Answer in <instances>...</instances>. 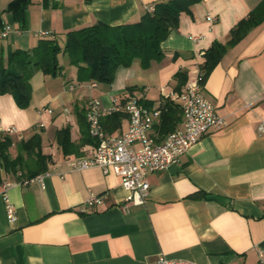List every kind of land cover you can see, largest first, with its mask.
Returning <instances> with one entry per match:
<instances>
[{
  "label": "crops",
  "instance_id": "0c3cea01",
  "mask_svg": "<svg viewBox=\"0 0 264 264\" xmlns=\"http://www.w3.org/2000/svg\"><path fill=\"white\" fill-rule=\"evenodd\" d=\"M165 1L0 0V28L11 30L0 40V63L40 38H56L63 46L69 30L137 22ZM261 1L196 0L160 43V61L148 68L137 59L120 66L110 84L76 80V66L66 68L61 59L67 56L60 54L61 74H33L27 107L0 93V132L13 126L11 136L18 140L42 129L43 152L51 155L41 180L20 182L18 174L1 173L2 184L10 185L0 192V264H157L161 254L198 264H258L264 251V132L258 128L264 121V19L227 48L202 83L224 124L212 127L177 163L150 172L142 203L128 200L112 169H71L70 161L95 149L84 115L88 98L109 108L111 93H134L158 106L178 84L177 72L195 77L204 53L215 41L225 43ZM128 124L126 116L113 133ZM67 125L77 149L65 155L55 133L44 139V131ZM90 193L101 202L86 206ZM8 202L15 208L13 222L6 218Z\"/></svg>",
  "mask_w": 264,
  "mask_h": 264
},
{
  "label": "trees",
  "instance_id": "16d2710c",
  "mask_svg": "<svg viewBox=\"0 0 264 264\" xmlns=\"http://www.w3.org/2000/svg\"><path fill=\"white\" fill-rule=\"evenodd\" d=\"M195 1L168 0L157 3L153 11H147L140 20L133 23L109 25L98 22L69 30L63 46L56 38L44 37L29 50H11L6 63H0V93H11L19 107H27L32 96L30 80L33 74L36 71L51 76L61 74L63 66L59 62L60 54L66 55L69 63L76 66V78L80 82L110 84L118 67L128 66L136 59L140 60L143 68H148L152 61L163 58L160 43L176 28L180 12L188 11ZM20 13L15 11L16 19L20 18ZM262 19L264 0L231 29L230 37L225 43L215 41L211 45L204 53V61L200 65L204 73L202 83L227 48L238 42ZM176 77L178 84L174 91L179 92L187 82V76L185 72H177ZM134 89L129 90L132 92ZM140 101L142 102L141 98ZM142 103L148 107H156L149 102ZM158 106L161 108V115L153 124L151 134L156 142L162 141L182 121V110L177 102L163 97ZM126 116L123 111H111L102 116L101 123L106 132L113 133L120 128L121 121ZM42 131L35 129L27 138L18 140L8 132H0V189L2 171L18 174L20 180L48 171L51 155L43 152ZM55 138L63 154L76 152L77 147L71 140L68 125L57 129ZM13 146L16 148L15 156L10 152Z\"/></svg>",
  "mask_w": 264,
  "mask_h": 264
},
{
  "label": "built area",
  "instance_id": "2783aa9c",
  "mask_svg": "<svg viewBox=\"0 0 264 264\" xmlns=\"http://www.w3.org/2000/svg\"><path fill=\"white\" fill-rule=\"evenodd\" d=\"M153 6L148 11H153ZM209 20H214L207 16ZM10 28H0V40L10 34ZM17 31V30H16ZM203 71L198 69L195 77L188 79L184 87L178 91H171L164 97L177 102L182 110V121L162 141L156 142L152 137V128L161 115V108L148 107L140 101L137 94L124 97L111 93L112 105L104 108L97 97L91 96L86 102L85 119L89 134L96 139L95 149L87 156L75 157L70 161V168L83 170L90 167H100L105 172L112 169L121 176L123 186L128 190V200L135 204L142 203L149 192L150 184L147 175L167 169L177 163L181 156L198 142L214 126H222L224 119L220 116L212 102L202 91ZM91 87L96 86L91 82ZM123 111L127 114L129 124L125 131L108 133L105 131L101 118L111 111ZM52 112V109H48ZM264 132V121L258 126ZM6 132L13 134L17 130L10 126ZM21 139V136L19 137ZM45 173L20 182L41 180ZM10 182L2 184L0 192H4ZM100 196L90 193L85 201L86 206L100 203ZM8 222L16 219L15 208L11 203L6 206ZM157 264H198L192 260L169 258L164 254L158 256ZM258 264H264V251L259 252Z\"/></svg>",
  "mask_w": 264,
  "mask_h": 264
},
{
  "label": "rangeland",
  "instance_id": "374dc122",
  "mask_svg": "<svg viewBox=\"0 0 264 264\" xmlns=\"http://www.w3.org/2000/svg\"><path fill=\"white\" fill-rule=\"evenodd\" d=\"M61 62H62V64L64 65V66H66V68H70L71 66V64L69 63V60H68V57H66V58H63V59H61ZM76 80H77V78H76ZM44 139H46L47 137H49L50 135H54V133H55V131L54 130H52V128H49V129H47L46 130V132L44 131ZM13 148V147H12ZM11 148V153H15V150L14 149H12Z\"/></svg>",
  "mask_w": 264,
  "mask_h": 264
}]
</instances>
